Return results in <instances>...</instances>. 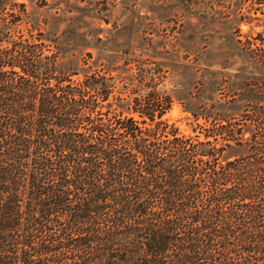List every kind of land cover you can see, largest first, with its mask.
I'll use <instances>...</instances> for the list:
<instances>
[{"label":"trees","instance_id":"1","mask_svg":"<svg viewBox=\"0 0 264 264\" xmlns=\"http://www.w3.org/2000/svg\"><path fill=\"white\" fill-rule=\"evenodd\" d=\"M24 7L0 0V264H264V35L185 133L168 93L122 102L110 67L15 33Z\"/></svg>","mask_w":264,"mask_h":264},{"label":"rangeland","instance_id":"2","mask_svg":"<svg viewBox=\"0 0 264 264\" xmlns=\"http://www.w3.org/2000/svg\"><path fill=\"white\" fill-rule=\"evenodd\" d=\"M16 1L26 15L15 33L41 31L46 42L58 41L64 64L77 71L110 67L122 102L151 88L161 100L168 93L161 118L185 133L195 122L184 107L240 91L255 71L244 70L239 41L264 35V0Z\"/></svg>","mask_w":264,"mask_h":264}]
</instances>
